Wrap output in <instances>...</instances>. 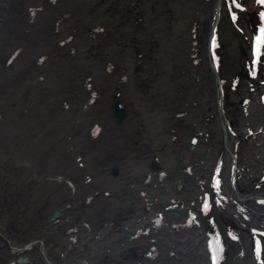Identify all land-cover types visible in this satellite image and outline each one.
Returning a JSON list of instances; mask_svg holds the SVG:
<instances>
[{"label":"flooded vegetation","instance_id":"flooded-vegetation-1","mask_svg":"<svg viewBox=\"0 0 264 264\" xmlns=\"http://www.w3.org/2000/svg\"><path fill=\"white\" fill-rule=\"evenodd\" d=\"M22 1L31 0L13 3ZM225 5L215 22L217 0L93 1L105 22V35L93 36L104 111L55 117L62 131L42 124V147L26 135L35 128L19 106L0 114V264L257 260L264 191L246 190L259 173L264 182V45L254 56L264 20L252 17L248 48L232 61L240 70L226 77L216 43ZM91 90L86 104L96 102ZM232 99L245 109L242 135ZM241 220L256 225L242 229Z\"/></svg>","mask_w":264,"mask_h":264},{"label":"rangeland","instance_id":"rangeland-1","mask_svg":"<svg viewBox=\"0 0 264 264\" xmlns=\"http://www.w3.org/2000/svg\"><path fill=\"white\" fill-rule=\"evenodd\" d=\"M18 1L0 0V102L4 103L0 114H10L11 112L7 109L14 110L19 106V116L27 118L25 122H29L31 127L35 128L33 134L26 133V135L42 147V143L47 142L45 138H42L46 129H51V132L62 131L63 127L53 122L55 117H58L57 120L60 121L67 119L66 115L69 118L83 120L89 112L104 111V102L98 101L100 104L97 102L103 93L98 84L105 82L103 81L104 72L101 70L102 63H94L95 51L98 48L95 46L96 41L93 36L105 35L103 31L105 22L104 16L95 14V10V15L92 14V3L95 0H63L64 3H60V0H44V2L31 0L29 3L24 1L13 3ZM224 1L226 5L217 27L216 43L220 47L219 52L223 54L221 63L224 76L230 77L240 70L232 69L234 64L232 61L236 59L240 63L241 50L248 48L242 38L251 31L252 17L259 15L260 11L264 10V5L258 4L257 0ZM34 3L39 7H34ZM246 3L250 4L243 8V4ZM12 6H15L17 16L14 22H12ZM43 9L46 14L39 13ZM255 10L259 12L255 13ZM36 13L38 16H34L32 20L31 14ZM233 16L236 17L235 20ZM261 23L264 25V21ZM16 37L19 44L15 43ZM91 45H94L96 50L91 48ZM245 57L248 62L249 51ZM92 88L95 89L93 100L96 102L86 104L85 100H91ZM232 101L237 108L233 110V126L237 127L239 123L242 135L247 130L244 124L245 109L237 103L236 99ZM94 119L96 118H93L90 123H94ZM42 124L46 126V129ZM4 134V138L11 139V134L7 132ZM61 134H64L63 140L66 141L68 133ZM49 136L51 139H56L60 133ZM38 137L41 141H36ZM1 141L9 145L8 141L4 139ZM57 142L60 141L57 140ZM9 149L12 151L11 147ZM4 152L1 150L0 156ZM258 177L253 179L252 185L246 191H253L252 186L256 185L263 188H260L261 192L264 191V182L261 183ZM261 207L256 208L262 210L264 207ZM241 221L242 229L256 225L250 221ZM234 245L236 244L226 247L225 255H229L230 259L237 251ZM241 264H264V245L260 248L256 261L250 263L245 260Z\"/></svg>","mask_w":264,"mask_h":264},{"label":"snow or ice","instance_id":"snow-or-ice-1","mask_svg":"<svg viewBox=\"0 0 264 264\" xmlns=\"http://www.w3.org/2000/svg\"><path fill=\"white\" fill-rule=\"evenodd\" d=\"M257 3L264 5V0H257ZM260 15H261L262 20H264V12H261ZM235 19H236V17L233 16V20H235ZM259 32H260V34L256 37L255 45H254V56L257 58L260 56L261 46L264 45V27H261ZM216 183L218 186L219 181H217ZM205 207H207V204H205ZM257 255H259V246L257 248ZM214 264H215V255H214Z\"/></svg>","mask_w":264,"mask_h":264},{"label":"water","instance_id":"water-1","mask_svg":"<svg viewBox=\"0 0 264 264\" xmlns=\"http://www.w3.org/2000/svg\"><path fill=\"white\" fill-rule=\"evenodd\" d=\"M221 1H222V0H217V10H216V20H215V22L217 21V17H218V7H219ZM215 22H214V24L212 25V28H211V31H210V38H209V42H210V44H209V55H210V57H211L212 35H213V31H214V25H215ZM211 68H212V70L214 71V65H212Z\"/></svg>","mask_w":264,"mask_h":264},{"label":"bare ground","instance_id":"bare-ground-1","mask_svg":"<svg viewBox=\"0 0 264 264\" xmlns=\"http://www.w3.org/2000/svg\"><path fill=\"white\" fill-rule=\"evenodd\" d=\"M20 1V0H19ZM42 2V1H41ZM20 7V6H19ZM23 11V10H22ZM19 12V11H18ZM20 13V12H19ZM43 18V17H42ZM45 18V17H44ZM28 19V18H27ZM42 21V20H41ZM18 28V25L16 26V29ZM18 30V29H17ZM12 53V52H11ZM1 79H3V78H1ZM4 80V79H3ZM8 81V80H7ZM0 109L4 106V103H2V101L0 102ZM49 128V127H48ZM12 129V128H11ZM49 130V129H48ZM107 130V129H106ZM8 133V132H7ZM62 133V132H61ZM5 135V134H4ZM8 135V134H7ZM102 136V135H101ZM12 137V136H11ZM80 147V146H79ZM238 206V205H237ZM262 211V210H261ZM262 215H264V214H262ZM259 219V218H258ZM51 233V232H50ZM49 235H51V234H49ZM202 262H205L203 259H202ZM187 263H191V264H196L195 262H187ZM186 263V264H187ZM203 264V263H202Z\"/></svg>","mask_w":264,"mask_h":264}]
</instances>
